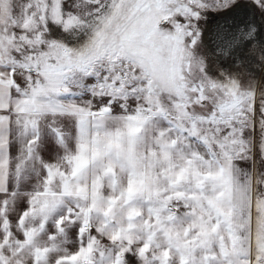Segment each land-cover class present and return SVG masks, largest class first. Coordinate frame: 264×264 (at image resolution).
Here are the masks:
<instances>
[{
  "label": "snow or ice",
  "instance_id": "obj_1",
  "mask_svg": "<svg viewBox=\"0 0 264 264\" xmlns=\"http://www.w3.org/2000/svg\"><path fill=\"white\" fill-rule=\"evenodd\" d=\"M0 264H264V0H0Z\"/></svg>",
  "mask_w": 264,
  "mask_h": 264
}]
</instances>
